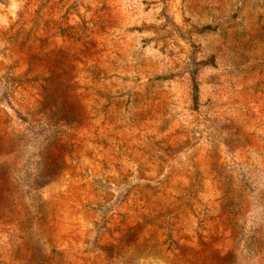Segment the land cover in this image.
Masks as SVG:
<instances>
[{
    "label": "rangeland",
    "instance_id": "obj_1",
    "mask_svg": "<svg viewBox=\"0 0 264 264\" xmlns=\"http://www.w3.org/2000/svg\"><path fill=\"white\" fill-rule=\"evenodd\" d=\"M0 264H264V0H0Z\"/></svg>",
    "mask_w": 264,
    "mask_h": 264
}]
</instances>
